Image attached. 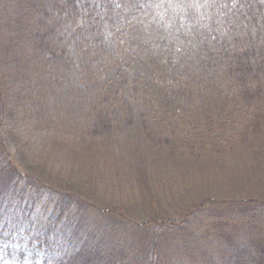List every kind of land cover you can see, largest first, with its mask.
I'll list each match as a JSON object with an SVG mask.
<instances>
[{
	"label": "trees",
	"instance_id": "1",
	"mask_svg": "<svg viewBox=\"0 0 264 264\" xmlns=\"http://www.w3.org/2000/svg\"><path fill=\"white\" fill-rule=\"evenodd\" d=\"M77 1L0 0V35L2 26L11 28L0 47V217L32 215L41 207L49 216L43 225L50 231L56 228L60 236L51 241L56 252L52 264H264V215L250 208L253 199L208 196L203 200L206 205L193 203L179 212L160 208L141 219L115 208L134 200H124L120 192L110 193L141 185H135L139 182L132 177L140 157L135 163L125 158L132 149L124 140L125 128L143 134L139 138L151 150L164 149L168 155L178 150L177 157L185 159L183 141L172 135L173 130L164 139L146 131L147 114L158 124L182 114V123L194 127L212 125L215 118L224 117L226 124L242 125L246 121L238 116V107L250 105L256 118L247 125L264 124V18L249 9L247 15L233 19L227 36L197 35L171 44L157 30L137 29L143 24L113 16L112 0H101L109 9L104 17L96 15L97 5L88 8L86 4L78 24L83 41L76 57L81 72L101 78V87L93 94L97 113L89 131L56 130L71 134V141H56L57 161L40 156L38 146L25 145L21 139L18 143L9 133L17 134L15 128L20 127L19 103L28 104L30 111H41L32 98L43 94L29 67L38 74L58 62L49 41L47 3L64 11ZM104 29L111 32L109 40ZM148 31L150 35L143 39ZM11 101L17 104H13L15 112L7 109ZM114 107L122 108V113L111 110ZM41 115L47 116L43 109L24 123L23 130L38 127L44 122ZM9 116L15 128L7 124ZM40 125L41 133L55 132L47 123ZM110 146L123 150L107 162ZM70 148L73 154L66 158L63 154H69ZM65 179L69 183L62 186ZM127 183L135 186L124 188ZM206 207L214 212L204 215L202 221H210L207 228L196 234L184 226L203 216Z\"/></svg>",
	"mask_w": 264,
	"mask_h": 264
},
{
	"label": "rangeland",
	"instance_id": "2",
	"mask_svg": "<svg viewBox=\"0 0 264 264\" xmlns=\"http://www.w3.org/2000/svg\"><path fill=\"white\" fill-rule=\"evenodd\" d=\"M86 4H88V8H91L93 4L102 5V2L101 0H78L75 6L64 11L58 10L50 2L47 3L45 8L49 14L47 29L51 28L49 41L55 50V55L59 58L56 66L48 70L42 69V72L38 74H35V70L29 67L37 89L40 94H43L40 98H35V96L32 98L38 111L39 108L41 111H30L28 104H25L24 107L20 103L17 106L13 101L7 102V109L15 112L14 105L20 109L19 114L17 108V114L20 115V118H17L20 123L19 128L14 127L15 120L11 116L6 120L7 124L13 126L17 132V134L9 133L10 136L18 143H21V139L25 145L33 143V146H38L40 149L36 152L40 156L55 158L54 145L56 141L60 139L71 141L70 133L59 134L56 130L81 134L89 131L88 129L96 118L97 106L93 94L100 89L101 78L96 76L89 78L81 72L79 69L81 63L76 57L83 41V31L79 29L78 24L81 13L86 9ZM96 15L104 17V14L99 11L96 12ZM136 28L152 29L143 25ZM1 29L0 47L2 48L11 28L2 26ZM151 31L144 32L143 39H147ZM102 33L107 40L112 38L109 30L104 29ZM19 70L20 68H18ZM113 75V69L109 70V79L112 82ZM121 93L127 97L126 90H122ZM42 109L47 116L45 115V118L41 115V120L44 122H40V124L46 125L47 123L56 128L55 132L50 135L41 133L38 130L40 124L38 127H27V130H23L24 123H29L38 117V113H41ZM111 110L122 113L120 107H114ZM254 113L255 110L250 105H245L244 108L239 106L237 114L246 121L242 125L226 124L224 117L222 120L215 118V123L212 125L196 127L184 125L181 121L182 114L171 117L167 122L161 124H158L147 114L148 129L145 128L146 131L164 139L173 130L175 133L172 135L183 141L184 146L181 151L185 159L177 157L178 150H175L172 155H168L164 149L151 150L147 147V142L139 138L143 134L137 135L133 132L135 129L125 128L127 132L124 140L132 146L131 151L125 154V158L135 163L140 157L141 164L136 169V175L132 177L139 182H133L135 185H141L126 192H122L120 189L115 192L110 191L115 195L119 192L122 193L124 200H134L117 204L116 210L125 211L127 217L142 219V217L156 214V210L160 208H163L162 210L174 209L170 211L179 212L193 203L194 205L200 203L206 205L203 200L212 196L218 200L226 197L253 199V206L250 208H256L264 215V124L259 128L247 125L248 120L252 121L254 117L256 118ZM24 131L26 132L23 133ZM183 132L187 134L183 135ZM123 143L125 142H120L121 145ZM189 146L192 152H190ZM122 150V148L111 149L110 146V150L106 151L108 152L107 162L112 160L114 153H120ZM72 154L70 148V153L63 155L67 158ZM55 159L60 161L58 158ZM151 159L152 162L148 163ZM107 166L109 168L108 164ZM103 169L106 171V168ZM67 183L69 180L65 179L61 185L64 186ZM134 184L127 183L124 188L135 186ZM150 196L153 198L152 202L149 200ZM37 208L40 211L32 213V215L21 214V217L16 215L13 218L11 216L9 218L0 217V264H52L50 259L56 252L54 253L51 248V241L60 238V236L56 228L50 231L43 225L49 216L45 211H42L41 207ZM205 210L207 211L202 212L203 216L199 214L194 220L186 222L184 226L188 229L192 228L196 234H199V230L207 228L210 221L207 219L206 224L202 220L204 215L212 210L208 207ZM73 213V219H75L78 210H74Z\"/></svg>",
	"mask_w": 264,
	"mask_h": 264
},
{
	"label": "clouds",
	"instance_id": "3",
	"mask_svg": "<svg viewBox=\"0 0 264 264\" xmlns=\"http://www.w3.org/2000/svg\"><path fill=\"white\" fill-rule=\"evenodd\" d=\"M97 8L101 14L109 12L104 5L98 4ZM249 9L264 18V0L252 4L244 0H112L111 3L113 16L155 29L171 44L197 35L227 36L233 19L247 15Z\"/></svg>",
	"mask_w": 264,
	"mask_h": 264
}]
</instances>
